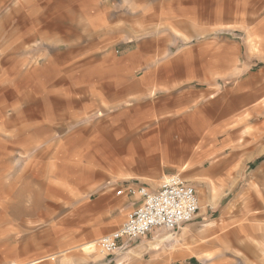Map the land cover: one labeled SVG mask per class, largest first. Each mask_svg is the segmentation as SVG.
Returning a JSON list of instances; mask_svg holds the SVG:
<instances>
[{
  "label": "rangeland",
  "instance_id": "rangeland-1",
  "mask_svg": "<svg viewBox=\"0 0 264 264\" xmlns=\"http://www.w3.org/2000/svg\"><path fill=\"white\" fill-rule=\"evenodd\" d=\"M163 81L208 90L211 152L198 167L220 181L187 161L175 173L196 186L195 217L105 255L96 241L124 206L81 188L75 164L107 148L110 131L156 126ZM188 257L264 264V0H0V264Z\"/></svg>",
  "mask_w": 264,
  "mask_h": 264
},
{
  "label": "crops",
  "instance_id": "crops-1",
  "mask_svg": "<svg viewBox=\"0 0 264 264\" xmlns=\"http://www.w3.org/2000/svg\"><path fill=\"white\" fill-rule=\"evenodd\" d=\"M228 13L234 14L235 11L228 8ZM149 69L155 73L175 72L174 67L167 65L150 66ZM132 84L138 86L140 83ZM144 84L150 83L144 82ZM158 85L162 87L158 95L159 106L155 111L158 118L156 126L152 123L154 121H148L151 123L145 129L110 131V139L106 142L107 148L100 151L96 149L82 156L83 161L86 160L84 162L86 166L82 165L84 166L82 167L81 163L75 164L79 169L82 168L74 175L72 174L75 179L84 181L81 188L88 189L90 186L100 188L99 198L108 207H111L118 199L122 200L124 209L116 217L107 221L106 229L117 225L123 218L125 220L127 214L140 202L138 196L118 197L109 188L110 184L122 187L143 184L148 189L155 190L159 187L158 181L161 182L167 174H176L177 170L185 169L187 161H192V166L186 169L193 170L195 177L213 182L220 181L219 176L211 177V167H198V164H203L206 156L211 152L204 141L212 133L211 112L208 110L211 107L206 98L208 90L197 86L182 87V82L163 81ZM144 89L149 88L147 86ZM192 100H196L195 105L188 107ZM150 111L151 107L148 108V117ZM207 127L210 128L207 129ZM192 146L195 148L193 149ZM80 161L77 160V162ZM58 173L64 177L71 176L64 167L60 168ZM159 229H154L147 235L156 233ZM162 239L164 238H159V240ZM92 246L90 242L86 247L92 248ZM200 263L201 260L198 257H188L181 264Z\"/></svg>",
  "mask_w": 264,
  "mask_h": 264
},
{
  "label": "built area",
  "instance_id": "built-area-1",
  "mask_svg": "<svg viewBox=\"0 0 264 264\" xmlns=\"http://www.w3.org/2000/svg\"><path fill=\"white\" fill-rule=\"evenodd\" d=\"M115 193L138 196L140 202L117 229L96 241L97 249L105 255L115 254L122 239L144 237L154 228H179L191 221L199 208L195 187L178 174L165 176L155 190L139 184L119 186Z\"/></svg>",
  "mask_w": 264,
  "mask_h": 264
},
{
  "label": "bare ground",
  "instance_id": "bare-ground-1",
  "mask_svg": "<svg viewBox=\"0 0 264 264\" xmlns=\"http://www.w3.org/2000/svg\"><path fill=\"white\" fill-rule=\"evenodd\" d=\"M88 249H90V247H88Z\"/></svg>",
  "mask_w": 264,
  "mask_h": 264
}]
</instances>
